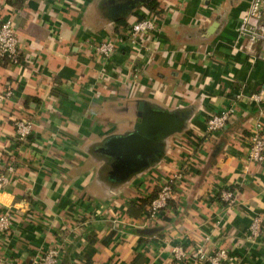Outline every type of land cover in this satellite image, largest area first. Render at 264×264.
Returning a JSON list of instances; mask_svg holds the SVG:
<instances>
[{
    "label": "crops",
    "instance_id": "obj_1",
    "mask_svg": "<svg viewBox=\"0 0 264 264\" xmlns=\"http://www.w3.org/2000/svg\"><path fill=\"white\" fill-rule=\"evenodd\" d=\"M156 1L159 32L145 35V50L122 45L103 59L91 44L145 15V0H0L20 50L16 63L0 60V91H13L0 105V214L12 218L0 264H30L50 246L57 264H178L175 244L264 264V164L247 160L257 112L236 100L264 88L259 46L244 52L237 38L250 0ZM230 101L227 125L206 133ZM139 102L149 125L141 166L116 172L126 160L109 145L133 134ZM21 119L32 135L17 142ZM177 172L168 206L149 219L154 193ZM222 188L234 205L221 203Z\"/></svg>",
    "mask_w": 264,
    "mask_h": 264
},
{
    "label": "built area",
    "instance_id": "obj_2",
    "mask_svg": "<svg viewBox=\"0 0 264 264\" xmlns=\"http://www.w3.org/2000/svg\"><path fill=\"white\" fill-rule=\"evenodd\" d=\"M160 26L159 17L146 13L141 20H135L129 24L128 28L120 35H112L111 38L98 40L91 44V50L94 54L108 59L115 50L126 45L134 48L138 52H143V40L145 35L158 34ZM237 38L242 40L240 49L242 51L254 54L256 46H259L260 57L264 62V0H250L249 5L240 19L237 28ZM19 43L15 30L10 19L0 20V59L9 58L12 63H16L19 55ZM13 97V91L6 88L0 91V105L9 101ZM244 99L253 105L257 112V119L254 122L253 129L247 138L248 152L247 160L249 162L264 164V88L248 94H238L236 100ZM235 111V101H230L217 114L208 116L205 121V132L212 134L221 131L228 123L231 115ZM32 121L30 119L17 120L14 123V139L17 142L28 140L32 135ZM8 173L13 168L7 167ZM181 174L177 172L166 180L157 190L156 195L151 199L147 210V217L155 219L160 212L166 209L172 198L173 190L180 180ZM8 182L6 175H0V189ZM221 203L232 206L236 202V194L229 188H222L219 192ZM261 219L256 217L249 226V238L255 240L261 233ZM12 226L11 214L4 211L0 214V233H4ZM171 258L178 264L193 262L195 264H238L232 254L227 250L218 248L212 252L203 251L197 248L188 253L181 245L171 246ZM60 257V250L56 246H50L39 254L30 264H57Z\"/></svg>",
    "mask_w": 264,
    "mask_h": 264
},
{
    "label": "water",
    "instance_id": "obj_3",
    "mask_svg": "<svg viewBox=\"0 0 264 264\" xmlns=\"http://www.w3.org/2000/svg\"><path fill=\"white\" fill-rule=\"evenodd\" d=\"M143 103L139 102L138 104V119L133 127V134L129 136H123L120 139L113 140L109 146L115 149L116 153L126 160L125 163H121V165L115 167L116 172H124L130 170L132 167H139L140 159L138 158V152L141 151L142 146L144 144L146 133L148 130V123L141 119L143 117ZM155 117L160 124H164L165 118ZM147 119V117H146ZM156 121V122H157ZM153 123V122H152Z\"/></svg>",
    "mask_w": 264,
    "mask_h": 264
},
{
    "label": "trees",
    "instance_id": "obj_4",
    "mask_svg": "<svg viewBox=\"0 0 264 264\" xmlns=\"http://www.w3.org/2000/svg\"><path fill=\"white\" fill-rule=\"evenodd\" d=\"M145 5H144V7H145V9H146V13H151V14H153V15H155V16H157V17H159V14H160V12H161V8L159 7V3L156 1V0H145ZM136 20H141V19H143L144 17H145V15L143 14V16L142 15H139V14H137L136 15ZM117 24L119 25V27H121L122 28V30L121 31H115L114 32V35H116V36H118V35H120L124 30H126L127 28H128V24L125 22V19L124 18H121V19H119L118 21H117ZM3 59H5V57L4 58H2V60ZM1 60V59H0ZM250 135V132L248 133V136ZM248 136H247V138H248ZM156 195V192L154 193V196ZM150 203V202H149ZM157 223V221H155L154 222V224H153V227H155V225H157L156 224Z\"/></svg>",
    "mask_w": 264,
    "mask_h": 264
}]
</instances>
